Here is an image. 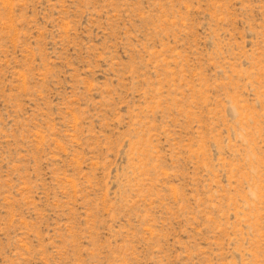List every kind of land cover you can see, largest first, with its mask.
<instances>
[{
	"label": "rangeland",
	"instance_id": "rangeland-1",
	"mask_svg": "<svg viewBox=\"0 0 264 264\" xmlns=\"http://www.w3.org/2000/svg\"><path fill=\"white\" fill-rule=\"evenodd\" d=\"M0 264H264V0H0Z\"/></svg>",
	"mask_w": 264,
	"mask_h": 264
}]
</instances>
